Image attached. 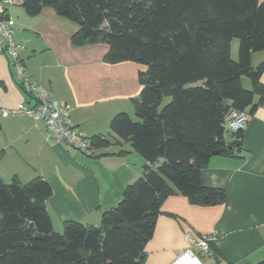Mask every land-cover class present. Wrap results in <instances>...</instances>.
<instances>
[{
    "label": "trees",
    "instance_id": "16d2710c",
    "mask_svg": "<svg viewBox=\"0 0 264 264\" xmlns=\"http://www.w3.org/2000/svg\"><path fill=\"white\" fill-rule=\"evenodd\" d=\"M22 4L30 14L52 7L75 21L79 29L73 44L106 43L107 62L145 66L138 75L141 92L134 100L137 120L119 112L110 128L118 141H129L146 164L122 200L103 212L99 225L69 220L62 231L54 228L47 208L53 194L47 179L21 183L0 176V264H143L165 198L178 193L201 205L226 199L224 189L202 182L201 171L214 151L236 155L242 150L243 129H225L227 113L234 108L250 113L264 103V58L252 64V54L264 50V0ZM233 38L239 39L238 59L231 54ZM243 76L251 88L243 86ZM90 140L95 148L90 156L112 143L103 134Z\"/></svg>",
    "mask_w": 264,
    "mask_h": 264
},
{
    "label": "crops",
    "instance_id": "0c3cea01",
    "mask_svg": "<svg viewBox=\"0 0 264 264\" xmlns=\"http://www.w3.org/2000/svg\"><path fill=\"white\" fill-rule=\"evenodd\" d=\"M22 2L15 0L8 11L15 19L14 38L25 45L20 58L26 75L66 103L88 137L103 134L112 143L90 156L47 140L43 122L0 115V176L21 183L47 179L53 189L47 208L57 231L69 220L99 225L103 212L122 200L126 187L138 180L146 164L131 143L118 141L110 128L119 112L133 117L134 100L141 92L138 75L145 66L107 62L106 43L74 45L72 38L79 29L75 21L52 7L30 14ZM263 58L264 50L253 53L252 64ZM246 80L242 79L243 86L251 88L250 79ZM19 81L9 57L0 55V107L33 104ZM249 115L242 150L236 155L214 154L201 171L205 185L226 191L225 201L195 204L178 193L165 198L143 264H168L189 246V239L203 235L213 237L211 248L217 257L210 264H257L264 259V103Z\"/></svg>",
    "mask_w": 264,
    "mask_h": 264
},
{
    "label": "built area",
    "instance_id": "2783aa9c",
    "mask_svg": "<svg viewBox=\"0 0 264 264\" xmlns=\"http://www.w3.org/2000/svg\"><path fill=\"white\" fill-rule=\"evenodd\" d=\"M14 3L15 0H0V55L9 57L19 77L21 89L33 100V104L20 103L16 107H0V115L5 117L27 116L43 122L47 140L66 143L87 155H93L95 148L91 144L90 137L76 125L71 116L70 107L26 75L25 66L20 58V51L25 48V45L15 40V19L8 11V6ZM249 116L246 111L231 109L225 116L224 127L231 131L244 129ZM212 239L210 235H203L195 240L189 239V246L180 250L168 264H210ZM194 248H197L199 252H196Z\"/></svg>",
    "mask_w": 264,
    "mask_h": 264
},
{
    "label": "rangeland",
    "instance_id": "374dc122",
    "mask_svg": "<svg viewBox=\"0 0 264 264\" xmlns=\"http://www.w3.org/2000/svg\"><path fill=\"white\" fill-rule=\"evenodd\" d=\"M231 50H232V54H233V57L235 59H238V51H239V39L238 38H233L231 40ZM258 54L261 53V52H257ZM258 64V63H256ZM243 79V82H246L247 80L246 79H249L247 76H243L242 77ZM250 83V82H249ZM194 84H199V82H196V83H193ZM249 88H250V84L248 85ZM169 98H165V103L168 102ZM134 120H137V116H136V113L133 114V117H132Z\"/></svg>",
    "mask_w": 264,
    "mask_h": 264
},
{
    "label": "water",
    "instance_id": "95a60500",
    "mask_svg": "<svg viewBox=\"0 0 264 264\" xmlns=\"http://www.w3.org/2000/svg\"><path fill=\"white\" fill-rule=\"evenodd\" d=\"M220 152L219 151H214L213 154H219Z\"/></svg>",
    "mask_w": 264,
    "mask_h": 264
}]
</instances>
